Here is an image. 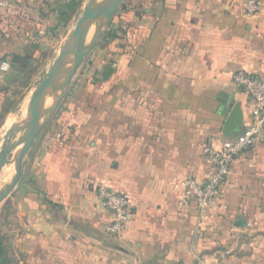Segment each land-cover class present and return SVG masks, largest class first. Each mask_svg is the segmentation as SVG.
<instances>
[{
    "label": "crops",
    "instance_id": "obj_1",
    "mask_svg": "<svg viewBox=\"0 0 264 264\" xmlns=\"http://www.w3.org/2000/svg\"><path fill=\"white\" fill-rule=\"evenodd\" d=\"M245 1H141L105 92L56 111L25 160L11 195L19 264H264V145L236 158L205 218L182 187L205 179V147L226 138L218 100L249 117L233 74L264 79V0L258 15ZM0 4V32L18 49L31 19L50 15L43 0ZM102 184L134 207L119 237L105 231Z\"/></svg>",
    "mask_w": 264,
    "mask_h": 264
},
{
    "label": "rangeland",
    "instance_id": "obj_2",
    "mask_svg": "<svg viewBox=\"0 0 264 264\" xmlns=\"http://www.w3.org/2000/svg\"><path fill=\"white\" fill-rule=\"evenodd\" d=\"M141 1H123L80 68L57 111L68 109L71 104L76 103V100H82L85 95L105 92L100 80L106 71H112L111 65H115L118 54L125 49L121 45L125 42L129 43L131 33L134 31V23L136 24V19L133 16L139 15L143 11ZM63 2L62 0L51 2L43 0L50 15L47 17V14L43 13L42 16H35L31 19L28 23L29 31L23 38L24 45L20 49L13 46L16 40L14 35L8 34L10 37H7L5 35L8 32L6 34L0 32V139L10 123L22 118L26 103L34 88L46 75L58 55L61 45L74 29L88 0H75V2H69L68 6L65 5L66 7H63ZM60 8H63L62 11L68 14L57 15L56 12ZM14 55H20L21 64L24 61L27 65L25 67L19 65V74L9 86L7 78L13 72L12 59ZM4 65L10 66L6 72L2 70ZM55 113L54 115H56ZM14 174L15 164H9L0 175V191L11 182ZM11 195L0 205V238L7 257L12 259L14 264H19L15 255V235L18 222Z\"/></svg>",
    "mask_w": 264,
    "mask_h": 264
},
{
    "label": "water",
    "instance_id": "obj_3",
    "mask_svg": "<svg viewBox=\"0 0 264 264\" xmlns=\"http://www.w3.org/2000/svg\"><path fill=\"white\" fill-rule=\"evenodd\" d=\"M124 0H88L72 32L60 47L46 75L37 83L29 99L26 112L18 121L10 123L0 139V175L9 164H15L11 182L0 191V205L21 182L24 164L48 122L68 94L74 78L89 57ZM20 55L12 59L13 72L8 75L10 86L19 74ZM226 99L224 95H221ZM228 100V99H227ZM219 99L221 114L226 118L223 135L237 137L242 131L244 113L240 104ZM15 152H17L16 155ZM239 226L246 221L239 220Z\"/></svg>",
    "mask_w": 264,
    "mask_h": 264
},
{
    "label": "built area",
    "instance_id": "obj_4",
    "mask_svg": "<svg viewBox=\"0 0 264 264\" xmlns=\"http://www.w3.org/2000/svg\"><path fill=\"white\" fill-rule=\"evenodd\" d=\"M0 7L2 5L0 4ZM245 11L258 15L262 10L260 0H246ZM9 65L2 67L7 71ZM232 85L241 90L249 99V117L244 116L242 131L237 137L225 138L219 147L212 143L204 149L208 173L203 180L188 178L182 182L186 200L193 201L200 216L205 218L214 204L220 190L230 173L236 158L258 145H264V79L240 70L233 74ZM97 197L111 215L105 231L112 237L124 233L134 218V207L130 199L105 185L97 186Z\"/></svg>",
    "mask_w": 264,
    "mask_h": 264
},
{
    "label": "trees",
    "instance_id": "obj_5",
    "mask_svg": "<svg viewBox=\"0 0 264 264\" xmlns=\"http://www.w3.org/2000/svg\"><path fill=\"white\" fill-rule=\"evenodd\" d=\"M113 37V35H112ZM7 54V53H6ZM6 250L4 249L2 239L0 238V264H14L12 259H9L6 255Z\"/></svg>",
    "mask_w": 264,
    "mask_h": 264
},
{
    "label": "bare ground",
    "instance_id": "obj_6",
    "mask_svg": "<svg viewBox=\"0 0 264 264\" xmlns=\"http://www.w3.org/2000/svg\"><path fill=\"white\" fill-rule=\"evenodd\" d=\"M28 102H29V101H28ZM28 102L26 103V106H25V112H26V108H27ZM25 112H24V114H25ZM24 114H23V115H24ZM23 115H22V116H23ZM5 131H6V129H5ZM3 135H4V133H3ZM3 135H2V137H3ZM2 137H1V139H2ZM0 144H1V143H0ZM16 154H17V152H15L14 155H16ZM7 166H8V165H7ZM7 166H6V167H7ZM6 167H5V168H6Z\"/></svg>",
    "mask_w": 264,
    "mask_h": 264
},
{
    "label": "flooded vegetation",
    "instance_id": "obj_7",
    "mask_svg": "<svg viewBox=\"0 0 264 264\" xmlns=\"http://www.w3.org/2000/svg\"><path fill=\"white\" fill-rule=\"evenodd\" d=\"M22 67H25L27 64L23 61L22 64H21V61H20V64Z\"/></svg>",
    "mask_w": 264,
    "mask_h": 264
}]
</instances>
